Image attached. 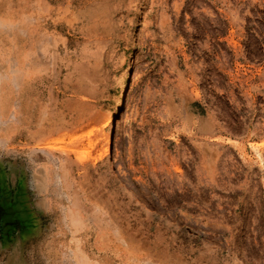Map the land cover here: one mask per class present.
Segmentation results:
<instances>
[{
	"label": "rangeland",
	"instance_id": "1",
	"mask_svg": "<svg viewBox=\"0 0 264 264\" xmlns=\"http://www.w3.org/2000/svg\"><path fill=\"white\" fill-rule=\"evenodd\" d=\"M240 263L264 264V0H0V264Z\"/></svg>",
	"mask_w": 264,
	"mask_h": 264
},
{
	"label": "bare ground",
	"instance_id": "2",
	"mask_svg": "<svg viewBox=\"0 0 264 264\" xmlns=\"http://www.w3.org/2000/svg\"><path fill=\"white\" fill-rule=\"evenodd\" d=\"M128 70H129V65H127L125 67V69H124L125 73ZM124 89H125V83H124V80H122L120 83V92H119L118 98L114 104V108L112 110L108 111L102 118H100L98 126H95L96 124L94 125L92 122H88L85 125V127L87 128L85 136L88 139L89 148L96 150L99 146L102 147L101 154L98 157H93L94 159L102 158V157H108L110 155L111 125H112V119H113V115H114V109L116 110L120 106V104L122 102L123 94H124ZM80 136H82V135H80ZM80 136H75L74 140L71 141V143L74 142L77 138H81ZM84 149L87 150L88 148L87 149L84 148ZM87 152H88V150H87ZM89 154H90V152H89ZM108 164H110V160H108ZM240 264H242V263H240Z\"/></svg>",
	"mask_w": 264,
	"mask_h": 264
}]
</instances>
